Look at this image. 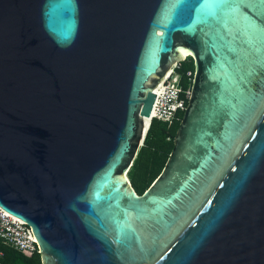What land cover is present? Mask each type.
Returning <instances> with one entry per match:
<instances>
[{
  "label": "water",
  "instance_id": "obj_1",
  "mask_svg": "<svg viewBox=\"0 0 264 264\" xmlns=\"http://www.w3.org/2000/svg\"><path fill=\"white\" fill-rule=\"evenodd\" d=\"M186 57L137 193L153 90ZM0 207L40 264H264V0H0Z\"/></svg>",
  "mask_w": 264,
  "mask_h": 264
},
{
  "label": "trees",
  "instance_id": "obj_2",
  "mask_svg": "<svg viewBox=\"0 0 264 264\" xmlns=\"http://www.w3.org/2000/svg\"><path fill=\"white\" fill-rule=\"evenodd\" d=\"M186 70L192 71L190 57L180 61L177 68L180 75ZM177 125L178 121L171 123L155 119L149 121L142 143L127 170V178L137 193L145 189L163 167L172 147ZM0 264H40V260L38 253L26 254L0 242Z\"/></svg>",
  "mask_w": 264,
  "mask_h": 264
},
{
  "label": "built area",
  "instance_id": "obj_3",
  "mask_svg": "<svg viewBox=\"0 0 264 264\" xmlns=\"http://www.w3.org/2000/svg\"><path fill=\"white\" fill-rule=\"evenodd\" d=\"M180 62H175L163 81L153 90L154 99L150 108L151 119L171 123L179 121L190 95L192 71L182 75L177 71ZM183 79V83L182 79ZM0 242L26 253H37L35 240L29 227L18 217L0 207Z\"/></svg>",
  "mask_w": 264,
  "mask_h": 264
},
{
  "label": "bare ground",
  "instance_id": "obj_4",
  "mask_svg": "<svg viewBox=\"0 0 264 264\" xmlns=\"http://www.w3.org/2000/svg\"><path fill=\"white\" fill-rule=\"evenodd\" d=\"M148 124H149V118H148V120H147V123H146V126H145V129H144L143 134L146 132V129H147V127H148Z\"/></svg>",
  "mask_w": 264,
  "mask_h": 264
}]
</instances>
